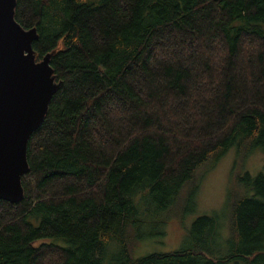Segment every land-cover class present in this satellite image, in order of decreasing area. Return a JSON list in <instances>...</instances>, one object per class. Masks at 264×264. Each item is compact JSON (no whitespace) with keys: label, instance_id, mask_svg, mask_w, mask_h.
I'll return each mask as SVG.
<instances>
[{"label":"trees","instance_id":"obj_1","mask_svg":"<svg viewBox=\"0 0 264 264\" xmlns=\"http://www.w3.org/2000/svg\"><path fill=\"white\" fill-rule=\"evenodd\" d=\"M14 17L62 84L23 198L0 199V264H102L111 241L120 264H264V164L239 177L227 227L202 214L180 248L126 246L142 205L183 212L231 146L264 154V0H16Z\"/></svg>","mask_w":264,"mask_h":264},{"label":"water","instance_id":"obj_2","mask_svg":"<svg viewBox=\"0 0 264 264\" xmlns=\"http://www.w3.org/2000/svg\"><path fill=\"white\" fill-rule=\"evenodd\" d=\"M15 6L16 0H0V199L11 203L24 196L28 140L62 84L50 65L52 52L37 59V30L15 20Z\"/></svg>","mask_w":264,"mask_h":264},{"label":"rangeland","instance_id":"obj_3","mask_svg":"<svg viewBox=\"0 0 264 264\" xmlns=\"http://www.w3.org/2000/svg\"><path fill=\"white\" fill-rule=\"evenodd\" d=\"M264 164L260 149L250 153L242 163L238 162L236 150L231 146L216 164L201 179L186 209L169 204L158 207L142 205L140 212L127 226V250L132 257L152 252H167L184 245V235L194 219L202 214H216L220 224L227 227L231 202L241 191L239 177L245 172L255 175ZM165 219V220H164ZM136 220V221H135ZM224 236V227H221ZM117 241L104 246L102 264H120V250Z\"/></svg>","mask_w":264,"mask_h":264}]
</instances>
